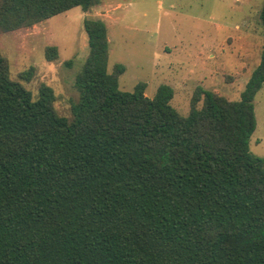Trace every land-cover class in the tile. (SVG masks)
Instances as JSON below:
<instances>
[{
	"label": "trees",
	"instance_id": "16d2710c",
	"mask_svg": "<svg viewBox=\"0 0 264 264\" xmlns=\"http://www.w3.org/2000/svg\"><path fill=\"white\" fill-rule=\"evenodd\" d=\"M99 3L0 0V33ZM259 19L264 31V2ZM82 29L71 120L50 87L33 99L11 80L0 52V264H264V161L249 151L264 37L237 101L198 87L182 116L168 85L120 90L105 23Z\"/></svg>",
	"mask_w": 264,
	"mask_h": 264
},
{
	"label": "rangeland",
	"instance_id": "374dc122",
	"mask_svg": "<svg viewBox=\"0 0 264 264\" xmlns=\"http://www.w3.org/2000/svg\"><path fill=\"white\" fill-rule=\"evenodd\" d=\"M263 2L100 0L86 13L74 7L31 27L0 33V52L8 61L11 80L33 99L41 85L50 87L56 113L71 120V107L79 100L75 78L89 52L82 21L103 19L109 42L107 70L116 63L125 67L119 89L133 92L137 83L145 82L144 94L152 98L160 85H168L173 89L170 105L186 116L198 87L229 101L240 98L260 59ZM48 46L57 49L53 60L45 58ZM29 69V79L20 76ZM253 103L256 127L249 151L264 161V83Z\"/></svg>",
	"mask_w": 264,
	"mask_h": 264
},
{
	"label": "crops",
	"instance_id": "0c3cea01",
	"mask_svg": "<svg viewBox=\"0 0 264 264\" xmlns=\"http://www.w3.org/2000/svg\"><path fill=\"white\" fill-rule=\"evenodd\" d=\"M105 6H108V5H105ZM104 7V6H103ZM95 19H98V18H95ZM101 20V19H100ZM101 21H103L104 22V20L102 19Z\"/></svg>",
	"mask_w": 264,
	"mask_h": 264
}]
</instances>
